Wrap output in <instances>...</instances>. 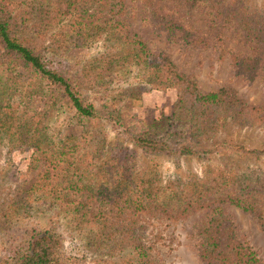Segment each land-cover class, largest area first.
Here are the masks:
<instances>
[{
    "label": "trees",
    "instance_id": "16d2710c",
    "mask_svg": "<svg viewBox=\"0 0 264 264\" xmlns=\"http://www.w3.org/2000/svg\"><path fill=\"white\" fill-rule=\"evenodd\" d=\"M158 1L0 0V142L8 138L5 144L9 147L27 146L34 157L43 156L45 170L23 193L41 191L46 202L65 199V203H71L76 223L81 222L82 227L94 223L97 255L109 256L120 246L112 255H119V264H155L136 225L137 214L159 213L177 220L208 208L197 229L199 257L207 264H263L245 241L230 235L234 227L222 213L224 204H233L255 215L264 229V208L258 205L256 196H264V173L258 167L227 171L216 166L202 178L178 188L173 181L163 184L156 174L144 177L146 167L142 164L144 169H138L133 147L150 154H190L210 159L221 148L258 156L264 153V146L249 149L229 142L227 147L220 144L212 149H192L189 145L171 149L164 139L128 132L122 135L127 136L131 146H123L122 140L107 145L104 129L83 127L99 121L118 130L123 125L119 110L106 108L100 113L96 102L84 96L74 79L47 67L41 51L32 45L39 38L47 39L58 50L99 46L93 64L86 69L94 72L99 81L113 73L125 76L128 86L137 83L156 90L174 89L173 116L185 124L191 139L218 132L226 121L238 126L254 121L264 127V106L248 104L230 86L203 92L194 75L181 72L166 51L153 50L131 27L136 2L142 22L152 23L169 35L187 38L186 27L165 15ZM179 1L189 9L197 8L210 23L231 30L249 46L246 54L220 46V57L229 54L237 75L251 80L264 69L263 14L244 11L241 1ZM108 82L102 85L108 95L122 87L107 88ZM36 98L44 100L39 111L33 107ZM60 99L72 110L67 118L82 126L75 135L60 133L43 120L45 106L55 107ZM112 100L114 105L115 98ZM17 140L19 143H14ZM49 169L63 176L53 179ZM30 200H24V212L32 206ZM120 219L127 221L120 223ZM12 247L14 254L0 257V264H67L63 241L51 229L24 230Z\"/></svg>",
    "mask_w": 264,
    "mask_h": 264
},
{
    "label": "rangeland",
    "instance_id": "374dc122",
    "mask_svg": "<svg viewBox=\"0 0 264 264\" xmlns=\"http://www.w3.org/2000/svg\"><path fill=\"white\" fill-rule=\"evenodd\" d=\"M231 3L241 1L243 10L258 12L264 15V0H228ZM130 5V2H128ZM130 18L131 27L138 31L149 43L153 50L166 51L177 68L186 74L195 76L199 88L203 92L217 90L230 86L238 97L248 104L264 106V69L259 70L253 79L237 75L234 71L229 54L220 57L221 44L235 52L246 54L249 46L240 37L219 24L210 23L205 15L197 8L189 9L179 0H159L158 7L168 17L186 27L189 36L169 35L152 23L140 20L137 3ZM180 34V33H178ZM181 35V34H180ZM33 46L43 55V61L49 68L69 74L79 85L84 96L95 101L100 113L106 108L119 110L123 125L117 129L106 127L96 121L83 127L85 130L104 129L106 139L110 144L122 140L123 146H131L125 134H147L151 137L164 139L171 149L189 145L192 149H212L220 144L227 147L229 142L245 145L249 149H263L264 127L261 123L250 122L238 126L226 121L216 133L191 139L185 124L173 116V106L176 100L174 89L156 90L147 84H132L128 86L125 76L116 77L113 73L105 79L107 88L115 89L110 92L102 87L105 80L99 81L94 72L86 69L92 65L94 55L100 49L92 45L86 48H69L58 50L49 44L47 39L36 38ZM105 89V90H104ZM109 90V89H108ZM112 97L115 98L113 105ZM43 99H34L33 107L43 109ZM47 112L43 120L57 127L59 132L77 134L82 126L70 118L72 110L65 100L53 106L46 105ZM256 121V120H255ZM8 138L0 142V257H10L15 250L12 247L16 237L24 230L51 229L63 241L64 258L67 264H119L117 257L97 255L94 251V223L75 222L71 212V203L64 200L46 202L41 198L43 192L29 191L23 193L31 183L37 180L38 174L45 170L42 155L35 156L27 146L9 147ZM14 143H19L18 140ZM138 157V169L142 175L156 176L165 184L173 181L178 188L192 180L199 179L213 167L219 166L224 170L241 171L247 167H258L264 173V153L261 155H243L231 149L213 153L210 159L198 155H170L167 153H146L139 147H133ZM37 157V158H36ZM32 158L35 161H32ZM35 168H32L34 167ZM259 170V171H260ZM53 179H60L63 173L49 169ZM258 205L264 208V196L256 194ZM30 198L32 206L24 212V200ZM68 204V205H65ZM96 204V203H95ZM94 205V204H93ZM109 205V204H106ZM8 206V207H7ZM103 206V204L101 205ZM22 207V208H21ZM33 207V208H32ZM106 207V206H105ZM109 207V206H107ZM208 208H200L183 219L171 220L160 216L143 215L138 213L137 227L149 246V253L155 264H207L198 255L197 229L203 223ZM223 216L234 227L230 234L234 238L245 241L257 254L264 264V229L252 213L243 211L233 204L222 206ZM126 218V217H124ZM118 220L120 223L126 222ZM213 264V263H212Z\"/></svg>",
    "mask_w": 264,
    "mask_h": 264
}]
</instances>
